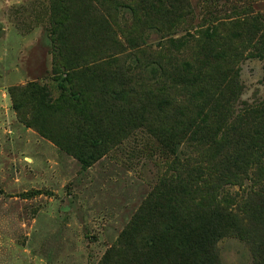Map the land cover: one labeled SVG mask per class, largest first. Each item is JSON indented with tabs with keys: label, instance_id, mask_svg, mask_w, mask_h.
I'll use <instances>...</instances> for the list:
<instances>
[{
	"label": "trees",
	"instance_id": "trees-1",
	"mask_svg": "<svg viewBox=\"0 0 264 264\" xmlns=\"http://www.w3.org/2000/svg\"><path fill=\"white\" fill-rule=\"evenodd\" d=\"M119 2L131 9L133 3L146 15L154 3L167 8L166 15L180 6L173 5L177 0ZM92 3L109 6L116 1L51 0V14L58 24L52 25L60 29L61 37L49 87L37 79L26 85L21 96L32 101L34 111L21 120L61 149L74 150L84 165L104 156L114 141L140 125L156 141L164 170L143 210L133 215L97 264H221L216 244L224 237L249 246L250 264H264V97L242 102L236 109L238 99L234 93L227 98L229 86L222 87V80L231 84L237 80L234 66L246 58L245 51L264 57L261 14L249 5L240 7L247 15L243 23H254L255 36L229 55L208 56L213 65L209 72L201 71L198 63L191 66L183 60L178 65L180 49L194 41L179 43L168 37H160L156 49L145 48L143 59L132 54L133 62L126 67L117 43L100 52H86L82 22H96L104 29L116 22L108 8L90 17ZM155 26L148 28L162 34ZM168 49L175 54L159 56L158 50ZM261 85L264 90V73ZM205 87L212 93L203 91L201 98ZM173 88L191 98L199 95L201 102L192 104L194 117H177L178 105L169 96ZM53 89L59 93L56 97ZM41 112L62 117L65 128L59 133L71 135L70 141L61 134L54 138Z\"/></svg>",
	"mask_w": 264,
	"mask_h": 264
},
{
	"label": "rangeland",
	"instance_id": "rangeland-1",
	"mask_svg": "<svg viewBox=\"0 0 264 264\" xmlns=\"http://www.w3.org/2000/svg\"><path fill=\"white\" fill-rule=\"evenodd\" d=\"M114 1L109 6L92 3L88 14L99 16L108 8L116 20L111 29L82 22L81 34L86 52L119 44L126 67L133 62L132 54L143 59L145 48L156 49L160 37H168L179 43L194 41L180 49L178 65L183 60L191 66L198 63L201 71L209 72L213 65L208 56L229 55L255 36L254 23H243L247 15L240 7L249 5L259 12V24L264 26V0H177L172 3L180 4L179 9L167 15V8L158 3L146 15L134 9L133 3L132 10ZM154 23L162 34L148 28ZM52 24L57 21L51 14V0H0V264H97L133 215L143 210L164 170L160 149L142 125L114 141L104 156L84 165L74 150L61 149L22 122L21 117L30 118L34 111L32 101L21 96L22 90L26 92L33 79L49 87L61 37L60 29ZM158 51L160 57L175 54L173 49ZM251 53L245 51L246 58L234 66L238 78L233 84L222 80V87L229 86L227 98L234 93L238 99L236 109L242 102L264 97V57ZM203 91L208 96L212 93L205 87L201 98H205ZM57 94L53 89L52 95ZM169 96L178 105L177 117H194L192 104L201 102L199 95L191 98L173 88ZM41 114L49 121L46 127L54 138L60 139L61 134L69 139L71 135L59 133L65 128L62 117ZM216 251L221 264L251 262L249 246L234 237L218 241Z\"/></svg>",
	"mask_w": 264,
	"mask_h": 264
}]
</instances>
